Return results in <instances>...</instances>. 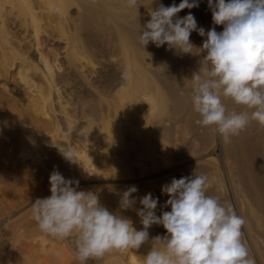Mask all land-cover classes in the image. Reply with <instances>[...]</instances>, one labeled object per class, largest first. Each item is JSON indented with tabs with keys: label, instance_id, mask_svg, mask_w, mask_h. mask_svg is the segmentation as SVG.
<instances>
[{
	"label": "bare ground",
	"instance_id": "1",
	"mask_svg": "<svg viewBox=\"0 0 264 264\" xmlns=\"http://www.w3.org/2000/svg\"><path fill=\"white\" fill-rule=\"evenodd\" d=\"M180 2L139 0L137 12L124 0H0V264H80L74 239L42 234L30 215L37 198L51 195L54 170L99 194L108 208L130 186L137 197L141 187L195 169L209 176L214 162L200 150L214 141L234 178L232 203L246 221L244 243L256 264H264V128L252 122L225 143L215 126L195 122L189 79L202 56L139 45V24L150 20L151 9ZM189 12L198 27L214 26L207 0L178 16ZM203 40L190 35L196 47ZM53 144L73 147L77 162L65 160ZM97 177L125 183L118 185L122 192L80 187ZM221 187L212 185L208 194L231 203ZM154 197L158 214L169 197ZM148 231L149 238L160 235L156 225ZM149 249L113 250L88 264H140Z\"/></svg>",
	"mask_w": 264,
	"mask_h": 264
},
{
	"label": "clouds",
	"instance_id": "2",
	"mask_svg": "<svg viewBox=\"0 0 264 264\" xmlns=\"http://www.w3.org/2000/svg\"><path fill=\"white\" fill-rule=\"evenodd\" d=\"M125 6L138 12L139 0H124ZM156 3V0H152ZM213 27H198L184 9L199 7V0H181L165 6L158 3L149 12L150 20L139 24L138 41L145 49L149 43L157 48L167 45L179 54L201 55L199 70L193 72L189 93L195 121L202 127L215 126L225 143L240 135L252 123L264 128V0H207ZM53 12L59 13L55 7ZM215 26H223L217 31ZM203 37L196 47L192 32ZM196 49V52H193ZM229 99L244 111L229 109ZM58 152L70 163L77 162L76 150L56 144ZM50 193L37 198L30 215L38 230L55 239H74L75 255L80 264L103 257L113 250H139L150 244L140 264H256L243 240L245 219L234 206L219 196L209 195L211 181L197 173L164 184L161 194L169 198L160 206L151 193L139 198L138 189L130 186L120 194L119 210L101 204L93 191L79 189V181L65 179L54 170ZM170 208V211L164 209ZM133 209L142 225L137 230L132 219L122 213ZM163 226L166 234L149 238V228Z\"/></svg>",
	"mask_w": 264,
	"mask_h": 264
},
{
	"label": "rangeland",
	"instance_id": "3",
	"mask_svg": "<svg viewBox=\"0 0 264 264\" xmlns=\"http://www.w3.org/2000/svg\"><path fill=\"white\" fill-rule=\"evenodd\" d=\"M215 138H216V136H215ZM217 141V140H216ZM215 142V141H214ZM212 143V145L211 144H207L206 143V146L208 145V147H206L205 149H204V151H203V149L202 150H200V151H202L201 153L202 154H204L203 156H202V159H207L208 157V159H210L211 161H209V165L212 163V162H214L212 165V167H211V170H210V173L212 172V174H209V176L208 177H211L212 179H210L211 180V186L212 185H221L222 187H221V189H222V191L223 192H226V194H228V196H229V198H230V201H231V204L234 206V204L232 203V199H233V195H234V192H235V190H234V188H233V184H231V182L229 181V180H231L232 181V178L230 179V170H229V174H227L228 173V170L226 169L225 170V168L227 167L228 168V165H224L226 162H227V160H225V158H224V156H222V152H221V147H220V145L218 144V143ZM209 143V142H208ZM215 145V146H214ZM119 148H121L120 146H118ZM119 148H117V149H119ZM124 148V147H123ZM203 148H204V146H203ZM123 151H121V153H122ZM126 152H128V150L126 151V149H125V151H124V156H122V154L120 155L121 157H126L127 156V154L128 153H126ZM126 153V154H125ZM222 157V158H221ZM224 158V159H223ZM213 159V160H212ZM225 161V163L223 164V162ZM228 160H230V159H228ZM231 161V160H230ZM17 162H21V161H17ZM211 162V163H210ZM216 163V164H215ZM226 164H228V162L226 163ZM218 166V167H217ZM213 168L215 169V170H213ZM214 173V174H213ZM228 175V176H227ZM232 176V175H231ZM173 178V177H172ZM172 178H170V179H163V180H160V181H158V182H154V183H151V184H149L148 186L146 185V186H144V188H146V189H144L145 191H143V188L141 187V188H139L140 189V191H139V193L137 194V204L134 206V207H142L140 204H139V198L140 197H143L144 195H146V194H148V193H151L153 196H155L158 192H161V188H162V186L164 185V184H167V183H170L171 182V180H172ZM237 178V177H236ZM91 179H96V180H94L93 182L92 181H90V182H83L82 184H80V187H87L88 185H96V187L98 188V189H102V191H107L108 193H112V190L110 189L111 187H115V188H117L118 189V185H123V184H125V183H123V182H120V181H117V180H110L109 178H107V177H97V178H91ZM117 179V178H116ZM234 179V178H233ZM217 180V182H215V181ZM88 181V180H87ZM215 182V184H214V182ZM117 185V186H116ZM151 188V189H150ZM233 190H232V189ZM110 189V190H109ZM116 189V190H117ZM115 190V191H116ZM120 190H122V189H120ZM158 191V192H157ZM233 191V192H232ZM117 192H122V191H119V189H118V191ZM142 192V193H141ZM98 196H99V194H97ZM138 195H140V196H138ZM136 196V195H135ZM117 197V196H116ZM118 198H120V197H118ZM117 200V199H116ZM115 200V198L114 199H111L108 203H107V206H109L108 208L110 209V210H112V211H117V210H119V200L118 201H116ZM106 206V205H105ZM117 209V210H116ZM234 209H235V206H234ZM164 211H170V208H166V209H164ZM235 211H236V209H235ZM160 213H161V211H160ZM160 213H158L159 215H160ZM123 215H125L126 217H130V219H137V221L139 222V217L136 215V212L133 210V209H129V210H125L123 213H122ZM157 214V215H158ZM131 217H134V218H131ZM140 223V222H139ZM157 227H158V229H159V234H160V236H163V235H165L166 234V229H164L163 228V226H159V225H156ZM244 231V230H243ZM244 233V235H243V238L245 239V240H247V238H246V234H245V232H243ZM151 239V238H150ZM148 246H150V244H147Z\"/></svg>",
	"mask_w": 264,
	"mask_h": 264
}]
</instances>
